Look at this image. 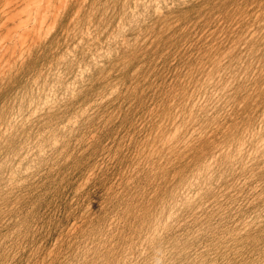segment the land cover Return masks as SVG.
<instances>
[{"label": "rangeland", "instance_id": "rangeland-1", "mask_svg": "<svg viewBox=\"0 0 264 264\" xmlns=\"http://www.w3.org/2000/svg\"><path fill=\"white\" fill-rule=\"evenodd\" d=\"M0 264H264V0H0Z\"/></svg>", "mask_w": 264, "mask_h": 264}, {"label": "bare ground", "instance_id": "bare-ground-1", "mask_svg": "<svg viewBox=\"0 0 264 264\" xmlns=\"http://www.w3.org/2000/svg\"><path fill=\"white\" fill-rule=\"evenodd\" d=\"M30 2H32V1H30ZM38 16V15H37ZM30 17V16H29ZM24 20V19H23ZM23 26V25H22ZM31 28V27H30ZM2 50V49H1Z\"/></svg>", "mask_w": 264, "mask_h": 264}]
</instances>
